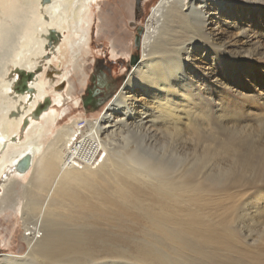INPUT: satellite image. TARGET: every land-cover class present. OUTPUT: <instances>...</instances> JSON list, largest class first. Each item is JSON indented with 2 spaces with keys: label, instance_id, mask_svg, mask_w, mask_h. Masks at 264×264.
Returning <instances> with one entry per match:
<instances>
[{
  "label": "bare ground",
  "instance_id": "obj_1",
  "mask_svg": "<svg viewBox=\"0 0 264 264\" xmlns=\"http://www.w3.org/2000/svg\"><path fill=\"white\" fill-rule=\"evenodd\" d=\"M96 1L0 0V31L19 18L14 27L21 36L11 55L18 76L7 77L9 66L0 71V201L11 182L31 169L22 184L24 209H39L23 237L29 256L19 260L3 255L0 264H235L234 258L246 249L234 236L236 197L222 196L221 181L208 161L221 155L224 164L217 165L225 180H241V171L264 173V151L248 141L244 149L247 142L237 144L231 135L218 140L221 150L206 158L207 152L198 148L216 136L204 134L197 125L201 107L192 106L198 96L194 77L188 78L184 68L200 41L204 52L219 44L209 12L214 1L223 5L224 0H160L142 35V60L103 117L112 129L99 126L91 132V126L83 132L79 122H72L45 143V133L61 119L49 107L63 99L58 90H53V100L48 97L45 72L65 51L87 45ZM52 30L59 41L50 49ZM48 49L52 59H47ZM39 65L45 70L38 72ZM18 69L33 77L23 80ZM137 86L150 102L137 98ZM138 103L140 115L134 118ZM187 109L192 111L185 121ZM116 112L124 116L116 117ZM130 117L134 120L128 121ZM188 129L193 134L189 142L194 143L189 152ZM155 150L161 152L158 158ZM13 167L16 174L2 179ZM255 196L251 211L261 215L264 189H257ZM248 205L243 216L251 215ZM212 247L228 253L213 254Z\"/></svg>",
  "mask_w": 264,
  "mask_h": 264
},
{
  "label": "rangeland",
  "instance_id": "obj_2",
  "mask_svg": "<svg viewBox=\"0 0 264 264\" xmlns=\"http://www.w3.org/2000/svg\"><path fill=\"white\" fill-rule=\"evenodd\" d=\"M159 1L140 0L139 4L138 0L96 1L97 4H95L92 13V29L87 45L83 44L84 47L76 46L73 52L65 51L63 57L60 56L53 60V64L45 72L44 80L48 83L46 88L50 92L48 97L53 100L56 96L53 90H58L63 94V99L60 104L53 103L49 107V109L52 108L59 112L61 119L50 128V132L45 133L43 142L46 143L47 141L48 143L61 127L80 120L77 114L63 119L67 109L73 105L67 100L83 91L91 63L97 54L106 53L109 48L113 57L120 56L117 59L116 67L122 71L126 64L121 60L130 59V55L135 52L141 54V57L139 62L134 64V67L139 65L142 60V49L141 46L136 49L133 41L139 30L141 37L144 34L152 9ZM214 3L209 16L211 15L216 22L212 30L216 34L219 44H212L213 46L204 52L203 42L200 41L196 46L197 49L193 50L194 53L184 64L188 78L194 77V92L198 96L192 106L195 104V109L197 106L201 107L200 113H197L201 122L197 125L199 124L203 128L204 134L210 133L209 135L216 136L213 143L201 145V148L198 149L201 152L202 150L207 152L205 156L209 159L208 156H210L211 151L221 150L218 142L225 141L227 136L232 135L236 138L237 144L239 142L244 145L245 141H248L254 148L264 151V0H224L223 5L217 4L216 1ZM13 22L14 25H17L15 23L19 22V18ZM14 25L0 31V71L3 72L9 66L11 70L7 75L8 78L18 76L16 70L19 66L14 67L11 59L12 51L15 50L17 44L16 40H20L18 39L20 30L15 31L17 29ZM209 26L211 27V25ZM53 33L56 32L52 30L53 38L47 44L50 49L54 43L59 41V36L56 37ZM47 51V59H52L54 56L51 55L49 49ZM197 52L199 55L194 58ZM5 61L8 64H5ZM37 69H40L38 72L45 70L42 65H39ZM67 71L69 72L68 77L61 79V75ZM135 89L138 91L137 98L140 101L146 99L150 102L149 95L145 94L139 86ZM12 92H15L14 88H12ZM127 93L129 95L134 94L129 89ZM199 97L204 98L206 103L200 104ZM77 104L78 101H75V105ZM136 109L134 118L140 115L137 112L141 110L139 103L136 105ZM188 111L192 110L187 109L183 114L184 116L182 115L185 121H188L186 119L189 114ZM207 113L209 117H207ZM114 115L116 117L117 115L124 116L117 112ZM134 118L130 117L128 121H133ZM38 121H42V119ZM21 131V135H24V130ZM190 133L191 131L188 129L187 134L190 140L185 147L187 152L194 149V143L189 142L192 141L191 137L193 136ZM248 142L244 146L240 144L238 146L247 147ZM154 153L157 158L161 156V152L158 150H155ZM101 155L104 156V152ZM170 155L167 154L168 157ZM218 157L213 158L212 162L208 161V166L213 167V173L221 181L222 196L236 197L235 203L238 206L233 223L236 233L234 236L239 240V245L241 244L242 248H246L244 255L240 254L234 258L235 262L237 264H264V237L261 236V232L264 231V213L258 215L252 212L254 208H252L251 202L256 197L257 189H264V173L255 174L251 170L241 171L244 172L245 176L247 175L245 177L244 174H239L236 171L235 173L239 174L240 177L243 176L241 180H232V178L225 180L226 175L222 171L223 169L217 165L220 162L222 166L225 160L220 158L221 155ZM236 166L237 169L239 166ZM16 171V167H13L12 172L5 174L2 179L15 175ZM29 171L24 174L25 177L19 175L15 182H11L5 192L6 194L4 193V199L0 201V205L4 207V211L0 213V259L3 255H11L19 260L29 256V250L23 237L31 231L29 227L33 225L34 219L39 214V209L32 210L33 212L27 211L28 208L24 209L27 196L22 184L26 182ZM229 180H232V183ZM244 203H249L247 208L251 212L250 216H243L242 214L245 207ZM27 225L28 229H26ZM41 232L43 231L41 230ZM212 249L213 254L224 255V253H228V250L222 252L216 247H212Z\"/></svg>",
  "mask_w": 264,
  "mask_h": 264
},
{
  "label": "flooded vegetation",
  "instance_id": "obj_3",
  "mask_svg": "<svg viewBox=\"0 0 264 264\" xmlns=\"http://www.w3.org/2000/svg\"><path fill=\"white\" fill-rule=\"evenodd\" d=\"M133 44L136 49L140 48L141 44H136L135 38ZM140 57L141 54L134 52L130 55V59H122L121 61L125 62L126 67L121 71L116 67L117 59L120 56L113 57L109 48L106 53L97 54L91 63L83 91L67 100L73 105L67 109L63 119L77 114L80 117L78 122L83 132L89 130L91 126L93 127L91 132L99 126H102L103 129H112V125L108 124L103 117L110 113V105L125 87L127 75L134 64L140 60ZM75 101H78L77 105H75ZM104 133L105 131H103Z\"/></svg>",
  "mask_w": 264,
  "mask_h": 264
},
{
  "label": "water",
  "instance_id": "obj_4",
  "mask_svg": "<svg viewBox=\"0 0 264 264\" xmlns=\"http://www.w3.org/2000/svg\"><path fill=\"white\" fill-rule=\"evenodd\" d=\"M139 1L140 0H138V4H139ZM141 39H142V37H141V31L139 30V33L135 36V43L136 44H141ZM136 64V63H135ZM135 66V65H134ZM134 66H133V68H134ZM132 68V69H133ZM131 69V70H132ZM18 70H20L19 71V74H20V76L22 77V79L23 80H25V78L26 79H31L32 77H33V73H31V72H25V71H23V70H21V69H18ZM131 70L129 71V72H131ZM129 74V73H128ZM127 79H128V75H127ZM26 84H27V82H26ZM23 85H25V82H23ZM49 98H47V100H48ZM45 105V104H44ZM39 109V107L37 108V110ZM37 110H35L34 111V115H37ZM26 126V123H24V126L23 127H25Z\"/></svg>",
  "mask_w": 264,
  "mask_h": 264
},
{
  "label": "built area",
  "instance_id": "obj_5",
  "mask_svg": "<svg viewBox=\"0 0 264 264\" xmlns=\"http://www.w3.org/2000/svg\"><path fill=\"white\" fill-rule=\"evenodd\" d=\"M102 156H103V155H101L100 158H102ZM86 159H88V158H86Z\"/></svg>",
  "mask_w": 264,
  "mask_h": 264
}]
</instances>
